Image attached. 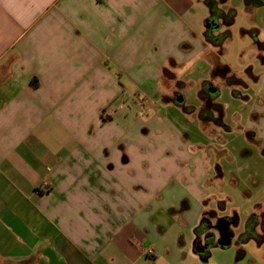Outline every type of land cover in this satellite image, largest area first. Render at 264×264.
Instances as JSON below:
<instances>
[{
	"label": "crops",
	"instance_id": "obj_1",
	"mask_svg": "<svg viewBox=\"0 0 264 264\" xmlns=\"http://www.w3.org/2000/svg\"><path fill=\"white\" fill-rule=\"evenodd\" d=\"M212 18L205 0H0V261L204 264L208 226L207 264H264L262 97L240 96L256 159H215L181 128L213 139L217 127L199 117L224 51ZM197 81L186 111L182 88ZM251 181L237 197L212 190Z\"/></svg>",
	"mask_w": 264,
	"mask_h": 264
},
{
	"label": "rangeland",
	"instance_id": "obj_2",
	"mask_svg": "<svg viewBox=\"0 0 264 264\" xmlns=\"http://www.w3.org/2000/svg\"><path fill=\"white\" fill-rule=\"evenodd\" d=\"M261 1L264 3V0ZM221 7L226 11L224 10V13H215L214 16V19H220L221 29L215 30L214 27L210 26L213 34L211 39L213 43L223 46L224 51L221 61L229 65L232 72L246 85H237L232 91L226 82L221 79L212 83L219 90L218 102L225 107L224 122L229 127L228 130L211 126L213 139H210V137L195 131L192 127L193 125L187 122L182 123L181 128L191 131L192 141L204 144H210L212 141L214 149L218 150V152H212L215 159L222 156V149H228V152L238 160H253L258 157L257 149L247 138V135H243L242 125L248 123L247 117L251 114V109L254 106L252 107L253 103L246 106L244 99L240 96L244 94L249 97L260 95L262 97L260 109L264 115V4L262 6H247L245 0H230L229 3ZM181 73L182 76L184 75V79L189 77V70L181 71ZM204 75H207L206 68L202 66L195 71V74L191 75V78L196 81ZM200 88L201 85L198 81L182 88L187 98V105L190 107H187L186 111L192 110L191 107L200 105L201 102L198 95ZM181 115L183 116L182 112ZM150 140L154 141L152 137H150ZM236 149H245L246 151L244 152L248 156L239 157L240 152L236 151ZM205 151L207 152L208 149H205ZM210 154L211 152L207 153V155ZM212 187L213 192L217 194L224 190L231 193L234 197H237L238 193L243 195V193L246 194L256 188L252 181L241 182L237 188L231 186V184L222 187L212 184ZM251 247L253 249L256 245L252 244ZM0 264L10 263L0 261Z\"/></svg>",
	"mask_w": 264,
	"mask_h": 264
},
{
	"label": "trees",
	"instance_id": "obj_3",
	"mask_svg": "<svg viewBox=\"0 0 264 264\" xmlns=\"http://www.w3.org/2000/svg\"><path fill=\"white\" fill-rule=\"evenodd\" d=\"M228 0H205L206 5L213 14V19L215 13H224L223 11L218 10L219 4H225ZM212 19V24H218L216 19ZM219 25V24H218ZM220 26V25H219ZM221 53V52H220ZM213 79H221L226 82L229 87H235L237 85H244L243 81L238 78L231 70V67L221 61L220 58H217L214 62V67L212 71ZM35 81L33 80L32 84L34 85ZM211 82H206L202 92H200V98L204 101V106L199 112L200 120L204 126L209 124H214L217 127H222L225 130H228L229 127L224 123V107L220 103L213 102L214 97L210 96L208 93V86ZM35 86V85H34ZM215 112V114H213ZM242 256V252L238 254V258Z\"/></svg>",
	"mask_w": 264,
	"mask_h": 264
},
{
	"label": "flooded vegetation",
	"instance_id": "obj_4",
	"mask_svg": "<svg viewBox=\"0 0 264 264\" xmlns=\"http://www.w3.org/2000/svg\"><path fill=\"white\" fill-rule=\"evenodd\" d=\"M211 86H213V85L211 84L207 88L208 93H209V88ZM219 228H220V230L222 232H225L222 225H220ZM198 242L199 243L201 242L200 243V246H201L202 249L205 250V252L203 254H200V257L203 260H205L206 258H208V256L210 255V252L215 248V246H217L216 230H215V228H210V227L207 226L205 228V231L199 232L198 235H197V243Z\"/></svg>",
	"mask_w": 264,
	"mask_h": 264
},
{
	"label": "water",
	"instance_id": "obj_5",
	"mask_svg": "<svg viewBox=\"0 0 264 264\" xmlns=\"http://www.w3.org/2000/svg\"><path fill=\"white\" fill-rule=\"evenodd\" d=\"M211 26L214 27L215 30L220 29V26H219L218 24H211ZM218 92H219V90H218L217 88H215L214 86H211V87L209 88V93H210V95H211L212 97L217 96ZM183 101H184L183 97H179V98L177 99V102H178V103H183ZM228 240H229V239H228ZM228 240H227V241H228ZM200 243H201V242H200ZM200 243H199V242H198V243H197V242L195 243V246H197L195 251H196V253H197L199 256H200V254H203V253L205 252V250L201 248ZM223 245H227V244H226V243H223ZM201 260H202V262H203L204 264H207L209 258H207V259H205V260H203V259L201 258Z\"/></svg>",
	"mask_w": 264,
	"mask_h": 264
}]
</instances>
